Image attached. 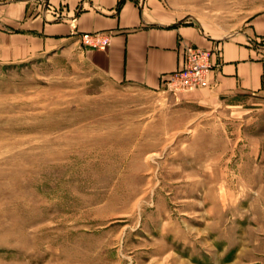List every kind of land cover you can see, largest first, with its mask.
<instances>
[{
  "label": "rangeland",
  "instance_id": "obj_1",
  "mask_svg": "<svg viewBox=\"0 0 264 264\" xmlns=\"http://www.w3.org/2000/svg\"><path fill=\"white\" fill-rule=\"evenodd\" d=\"M163 1L221 35L264 11ZM188 93L115 83L78 52L0 64V264H264V106Z\"/></svg>",
  "mask_w": 264,
  "mask_h": 264
},
{
  "label": "crops",
  "instance_id": "obj_2",
  "mask_svg": "<svg viewBox=\"0 0 264 264\" xmlns=\"http://www.w3.org/2000/svg\"><path fill=\"white\" fill-rule=\"evenodd\" d=\"M18 0L0 4V64L78 52L115 83L166 87L183 65L184 47L213 51L206 86L185 101L232 112L264 106V11L230 34L207 31L163 0ZM49 6V7H47ZM106 32L105 51L84 47L82 34Z\"/></svg>",
  "mask_w": 264,
  "mask_h": 264
},
{
  "label": "built area",
  "instance_id": "obj_3",
  "mask_svg": "<svg viewBox=\"0 0 264 264\" xmlns=\"http://www.w3.org/2000/svg\"><path fill=\"white\" fill-rule=\"evenodd\" d=\"M81 44L87 48L105 51L111 45V36L106 32L82 34ZM213 51L195 46L184 47L182 67L165 81L168 88L193 92L206 86L207 76L213 69Z\"/></svg>",
  "mask_w": 264,
  "mask_h": 264
}]
</instances>
